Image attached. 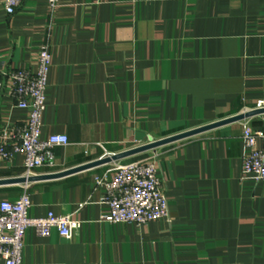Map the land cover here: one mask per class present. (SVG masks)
<instances>
[{"label": "crops", "instance_id": "crops-1", "mask_svg": "<svg viewBox=\"0 0 264 264\" xmlns=\"http://www.w3.org/2000/svg\"><path fill=\"white\" fill-rule=\"evenodd\" d=\"M51 23V24H50ZM52 65L40 137L65 134L51 149L61 172L134 145L219 121L264 101V0H23L7 14L0 0V75L36 70L47 36ZM27 111L0 93V126L21 125ZM155 149L169 218L145 225L110 223L106 162L51 179L16 182L23 154L0 157V201L27 185L30 217L49 212L81 221L70 239L28 228L22 264H264V181L246 175L242 122ZM262 147V142L257 141ZM144 151L123 162L150 158ZM2 264V262H0Z\"/></svg>", "mask_w": 264, "mask_h": 264}, {"label": "built area", "instance_id": "built-area-1", "mask_svg": "<svg viewBox=\"0 0 264 264\" xmlns=\"http://www.w3.org/2000/svg\"><path fill=\"white\" fill-rule=\"evenodd\" d=\"M22 1L3 0L6 13L12 14ZM60 2L61 0H46L50 18ZM50 24L47 29L48 37L39 45L36 70L30 72L10 69L0 75V93L7 92L15 100L17 107L27 111V118L23 124L0 126V157L8 160L14 154L22 153L25 178L36 168L52 167L54 160L51 149L69 144L65 134H49L43 139L40 137L45 110V90L53 60L49 42ZM262 107L264 101L257 105V108ZM241 138L247 149L242 156L243 173L264 181V124L260 128H253L249 121L242 122ZM153 140L155 139L149 138L147 142ZM258 140L262 142V147L257 146ZM152 151V155L147 159L112 161L110 169L94 177L95 184L104 187L106 192L103 201L107 204L108 211L101 215V220L145 225L153 220L169 218L168 200L157 176V153L155 149ZM26 187L24 184V190L16 200L0 201L2 264H22L23 237L28 228H34L42 237H46L55 229L59 236L70 239L81 225V221L74 213L59 215L49 212L43 217H30L28 215L30 201Z\"/></svg>", "mask_w": 264, "mask_h": 264}, {"label": "water", "instance_id": "water-1", "mask_svg": "<svg viewBox=\"0 0 264 264\" xmlns=\"http://www.w3.org/2000/svg\"><path fill=\"white\" fill-rule=\"evenodd\" d=\"M261 113H264V107L258 108V109H253V110L246 111V112H243V113H239L237 115H233L231 117H227V118L221 119L219 121H215V122H212V123H207L205 125H201L199 127L193 128V129H189V130H186V131L175 133L173 135H169V136H166V137H163V138L155 139L153 141L144 143V144L139 145L137 147H134V148H131V149H127V150L122 151L120 153L111 155V157L101 158V159H98L97 161L90 162V163H85V164H82V165H79V166H76V167L61 171V172L50 173V174L41 175V176H31V177H27V178L20 177V178L12 179V180H15L16 182H24V181L28 182V181H33V180L51 179V178L61 177V176H64V175H68V174H71V173L86 169V168H90V167L99 165V164H103V163H106V162L115 161V160H119V159H124V158L130 157L132 155H135V154H138V153H141V152H144V151L156 149V148H158L160 146H163V145H166V144H169V143H173V142H176V141H180V140L195 136L197 134H200L202 132L217 128L219 126H222V125H225V124H228V123H232V122L241 121V120H244L246 118H249L250 116H253V115H256V114H261ZM8 181L9 180L0 181V184H1V182H8Z\"/></svg>", "mask_w": 264, "mask_h": 264}]
</instances>
